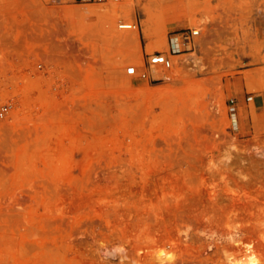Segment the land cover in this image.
I'll return each mask as SVG.
<instances>
[{
  "label": "rangeland",
  "instance_id": "obj_1",
  "mask_svg": "<svg viewBox=\"0 0 264 264\" xmlns=\"http://www.w3.org/2000/svg\"><path fill=\"white\" fill-rule=\"evenodd\" d=\"M3 103L0 264H264V0H0Z\"/></svg>",
  "mask_w": 264,
  "mask_h": 264
},
{
  "label": "built area",
  "instance_id": "obj_2",
  "mask_svg": "<svg viewBox=\"0 0 264 264\" xmlns=\"http://www.w3.org/2000/svg\"><path fill=\"white\" fill-rule=\"evenodd\" d=\"M97 2H101L103 0H93ZM53 2H60V0H53ZM135 26L134 23L128 22L127 24H118L119 28H133ZM198 34V30H194L189 28L188 30L182 31L177 36H174L171 38L170 41V48L171 50L176 53L182 51L183 48H181V45H184V42H190L191 38ZM148 64L151 65H160L164 68L171 67V60L170 58L164 53L159 51H154L153 53L149 54L148 57ZM37 66L40 67L41 63H37ZM126 72L128 74H136L137 69L134 65H129L126 67ZM140 76L145 77L147 74V70H141L139 72ZM250 97H248L249 99ZM233 100L232 98L230 99ZM11 108V104L9 103H3L0 105V118H4L7 116Z\"/></svg>",
  "mask_w": 264,
  "mask_h": 264
},
{
  "label": "bare ground",
  "instance_id": "obj_3",
  "mask_svg": "<svg viewBox=\"0 0 264 264\" xmlns=\"http://www.w3.org/2000/svg\"><path fill=\"white\" fill-rule=\"evenodd\" d=\"M87 6V5H86ZM84 8V7H83ZM85 8H87V7H85ZM84 8V9H85ZM87 11H90L89 9L87 10ZM128 22H120V24H127ZM146 23H147V20L146 19H144L142 22H141V24H142V26H144L143 27V30H146ZM119 24V23H118ZM136 26V25H135ZM135 26H134V29L133 30H131V29H129V30H131L130 32H128V36L127 37H134V35H136V33H137V29L135 28ZM118 27V26H117ZM127 30V29H126ZM195 31L197 30V29H194ZM128 31V30H127ZM118 33V32H117ZM120 34V33H119ZM116 35V34H115ZM123 35H125V33L123 34ZM145 36L147 37V38H151V34L149 33V32H145ZM123 37V36H122ZM127 37H126V35L123 37V39L121 38V40H123V41H126L127 40ZM129 38V39H130ZM148 40V39H147ZM149 42H150V40H148ZM148 42V43H149ZM147 43V42H146ZM147 43V44H148ZM151 74H152V76H154V77H156V78H167L168 77V70L166 69V68H163V67H161L160 65H152V67H151ZM238 235V232L237 231H234V232H232L231 234H230V236H229V239H234L236 236ZM211 235H207V238H209ZM207 246L208 247H211V243H210V241L208 242V244H207ZM112 250V249H111ZM124 249H123V247H121V251H123ZM105 253V252H104ZM115 253V252H114ZM121 254H124V253H121ZM114 255V254H113ZM115 255H117V254H115ZM124 255H128V254H124ZM118 257V256H117ZM121 258V257H120ZM123 258H125V257H123ZM128 258V257H127ZM131 258V257H130ZM132 262L134 263V264H137L138 262H136L134 259L132 260Z\"/></svg>",
  "mask_w": 264,
  "mask_h": 264
},
{
  "label": "crops",
  "instance_id": "obj_4",
  "mask_svg": "<svg viewBox=\"0 0 264 264\" xmlns=\"http://www.w3.org/2000/svg\"><path fill=\"white\" fill-rule=\"evenodd\" d=\"M173 26H176V24H174ZM187 43H189V42H184V45L187 44Z\"/></svg>",
  "mask_w": 264,
  "mask_h": 264
}]
</instances>
